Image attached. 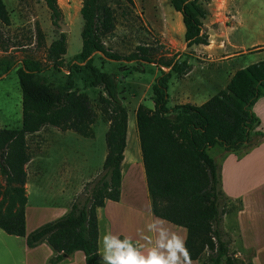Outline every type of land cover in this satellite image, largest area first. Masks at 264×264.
I'll return each instance as SVG.
<instances>
[{
    "label": "trees",
    "instance_id": "1",
    "mask_svg": "<svg viewBox=\"0 0 264 264\" xmlns=\"http://www.w3.org/2000/svg\"><path fill=\"white\" fill-rule=\"evenodd\" d=\"M44 2L59 26L63 12L58 0ZM123 1L128 6L133 0ZM210 0H170L171 7L182 16L187 48L209 46L210 38L204 21L210 16L205 5ZM84 22L83 49L78 59L90 71L92 86L101 88L99 102L109 114L110 127L106 135L107 157L102 173L85 185L70 211L26 236L30 249L47 243L54 251L50 264H61L76 252H83L86 264H100L98 210L107 202H118L121 196L122 164L127 147L129 112L120 98L117 76L103 72L93 65L92 55L102 54L108 60L121 62L119 55L109 51L103 39L116 29L115 10L108 0H83L80 10ZM0 23L11 25L10 14L0 0ZM67 54V37L61 34L48 50V61L63 67ZM149 48L139 47L126 57L127 62L156 64L161 75L152 86L153 109L140 105L137 110V131L141 146L147 185L155 217L188 230L187 261L197 259L204 250L208 257L203 264H237L229 251V240L223 231L224 201L221 166L208 151L221 147L236 152L252 144V131L258 119L252 112L254 103L264 94V61L238 71L227 88L201 106L185 104L169 108V88L173 74L191 71L187 61H155ZM11 70V69H9ZM8 70V71H9ZM45 68L31 59L22 61L16 70L22 91V128L24 138L35 135L45 127L72 131L81 137H94L97 115L85 94L67 90L57 91L40 81ZM175 115V118H171ZM17 134L18 129H7ZM1 135V133H0ZM22 137V138H23ZM24 151L25 142L19 143ZM7 152L0 147V176L6 180ZM23 160H30L23 153ZM16 163V156L13 160ZM25 183L17 184L22 190ZM23 191V190H22ZM22 217V216H21ZM19 226L21 224L18 220ZM125 251L124 239L119 240Z\"/></svg>",
    "mask_w": 264,
    "mask_h": 264
},
{
    "label": "rangeland",
    "instance_id": "2",
    "mask_svg": "<svg viewBox=\"0 0 264 264\" xmlns=\"http://www.w3.org/2000/svg\"><path fill=\"white\" fill-rule=\"evenodd\" d=\"M2 1L10 14L11 25L5 26L0 23V147L7 152L6 166L9 171L6 180L0 176V201L15 202L19 209L20 203L25 198L24 195L33 190L30 176L32 168L40 167L39 157L50 146H54L52 151L56 161L54 167L57 165L63 169L72 167L79 156L81 163L84 156L89 159L87 164L82 165L87 174H92L101 166L103 167L101 163L104 153H108L106 135L110 122L107 109L99 102V96L103 90L92 86L90 71L85 67V63L78 59L83 49L84 22L80 14L83 0H58V5L63 12L61 22L70 29L65 33L60 26L53 23L52 14L44 2L39 0ZM117 1L108 0L115 10L116 29L113 34L103 39V43L109 51L119 55L122 61L108 60L100 53L93 54L92 58L96 68L117 76L120 98L129 112L130 127L137 130L136 115L140 105L153 109L151 108L154 106L152 86L161 75V70L170 71L152 63L127 62L126 57L135 53L139 47L149 48L151 58L155 61L174 58L176 61H187L191 67V71L186 75H172L169 108L173 109L177 105L185 104L198 106L204 103V93L214 91L211 87L220 82L213 78V74L208 73L217 72L221 75L224 68L222 60L216 57V63L208 65L204 62L206 58L204 55H209L204 54V51L208 50L200 46L187 48L182 16L174 11L170 0H133L132 6H128L123 1L117 4ZM205 5L210 11L209 18L204 21L205 30L210 38L209 46L211 47L208 48L210 51L223 48L224 42L228 39L243 49L264 40V0H210ZM234 11L240 13L239 20L233 17ZM61 34L67 37V54L64 57L63 67L56 69L48 61V50ZM231 49L227 50L228 55L239 53L249 55L259 51L258 47L242 52ZM259 56L250 55L239 62L256 64L254 62L259 60ZM25 59L39 62L45 68L38 75V79L53 89L65 91L68 85L72 84L74 92L89 97L97 115L93 126L94 137L84 138L72 131L63 132L53 127H45L39 133L25 138L20 135L23 114L22 91L16 70ZM171 118L174 119L175 115H171ZM134 128L133 132L136 131ZM7 129H18V132L9 135L6 133ZM254 129L251 146L239 150V153L254 150L259 154L264 153V139L259 135L264 126L258 124ZM132 135L131 133L130 136ZM17 141L25 142L24 151L22 146H17ZM52 141L53 144L50 143ZM54 142L57 143L54 144ZM23 153L30 161L36 158L32 168L24 163ZM208 153L214 160L219 161V156L224 153V149L217 146L210 149ZM235 155L239 156V154ZM15 156L16 163L13 161ZM22 181L25 183L23 191L17 190V184ZM28 181L31 182L29 187H27ZM17 191L21 196H17ZM236 201L231 200L232 203ZM30 203L34 208L42 205L38 193L30 197ZM230 207L232 204L229 199L224 201L222 208L225 210ZM43 220L48 222L49 219L46 217ZM31 224L27 221L25 227L29 228ZM226 236L230 242L227 234ZM17 249H20L18 244ZM19 255L21 256L18 250V257ZM207 257L206 254V259ZM236 263L247 264L238 261ZM14 264L19 262L16 261ZM222 264H225V261Z\"/></svg>",
    "mask_w": 264,
    "mask_h": 264
},
{
    "label": "crops",
    "instance_id": "3",
    "mask_svg": "<svg viewBox=\"0 0 264 264\" xmlns=\"http://www.w3.org/2000/svg\"><path fill=\"white\" fill-rule=\"evenodd\" d=\"M240 16L238 11H234L233 17L236 20H239ZM200 47L208 50L204 51V54H209L204 55L206 64L216 63V57H219L224 68L221 75L217 72L208 73L213 74V78L220 82L211 87L214 91L204 93V103L198 106L225 90L238 71L251 66V64L240 63L239 60L250 55H260L259 60L254 63L264 61V40L253 43L245 49L233 44L230 39L224 42L223 48L212 51L208 49L211 46ZM256 47L259 51L249 55L227 54L230 48L242 52ZM208 95L211 96L206 98ZM252 112L259 119L256 126L258 124L264 126V94L254 103ZM133 128L129 125L127 147L122 164L120 200L107 202L104 208L98 210L100 264H112V261L123 264L129 249L137 257L145 260L149 259L152 253L161 264L164 261L168 264H203L207 250H204L197 259L187 261L175 248L176 239H179L186 251L189 236L186 228L154 216L141 146L137 137L138 131L134 128L137 132H133ZM131 133L132 136H130ZM259 135L264 139V129H261ZM50 143L53 144V141ZM53 150L54 146H50L41 154L40 167H33L36 158L27 164L28 167H33L30 173L33 190L24 195L25 198L20 203L19 209L15 202L0 201V264H14L16 261L19 264H50V260L54 257L52 248L47 243H43L30 249L26 244V236L41 226L65 216L83 192L85 185L93 182L103 171L101 166L92 174H87L82 168V165L87 164L89 160L85 156L82 159L83 163L79 156L72 167L64 169L59 165L54 167L56 161L53 158ZM239 152L231 153L224 150V153L219 156V161L215 160L221 166L222 190L232 204L230 209L224 210L222 227L230 239L229 250L234 260L247 264H264V153L259 154L255 150ZM106 157L107 153H104L101 163L103 166ZM30 183L28 181L27 187ZM17 193V196H21L18 191ZM34 193H38L41 198L42 205L39 208L31 206L30 197ZM231 200L237 201L232 203ZM46 217L49 219L48 222L43 220ZM18 220L21 222L20 226ZM27 221L32 223L29 228L25 227ZM105 236L110 238L104 240ZM121 238L124 239V252L120 250ZM17 244L20 249H17ZM18 250L21 254L19 257ZM104 257L108 259L104 260ZM61 264H86V256L83 252H76Z\"/></svg>",
    "mask_w": 264,
    "mask_h": 264
},
{
    "label": "clouds",
    "instance_id": "4",
    "mask_svg": "<svg viewBox=\"0 0 264 264\" xmlns=\"http://www.w3.org/2000/svg\"><path fill=\"white\" fill-rule=\"evenodd\" d=\"M109 238V236H105L104 240H108ZM174 239L176 238L174 237ZM175 248L178 249L179 252L185 257V260H187V253L179 239H176ZM107 259L108 257H104V260ZM112 264H116V261H112ZM123 264H161V262L157 260V258L152 253H150L149 259L145 260L142 257H137L135 253L129 249V254L124 260ZM163 264H168V262L164 261Z\"/></svg>",
    "mask_w": 264,
    "mask_h": 264
},
{
    "label": "water",
    "instance_id": "5",
    "mask_svg": "<svg viewBox=\"0 0 264 264\" xmlns=\"http://www.w3.org/2000/svg\"><path fill=\"white\" fill-rule=\"evenodd\" d=\"M59 26L61 27L63 33L68 32L70 30L69 27L63 24L62 22L59 23Z\"/></svg>",
    "mask_w": 264,
    "mask_h": 264
}]
</instances>
